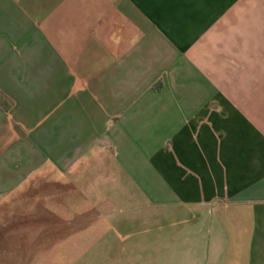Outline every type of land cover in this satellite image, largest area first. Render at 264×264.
Listing matches in <instances>:
<instances>
[{
    "label": "crops",
    "instance_id": "crops-1",
    "mask_svg": "<svg viewBox=\"0 0 264 264\" xmlns=\"http://www.w3.org/2000/svg\"><path fill=\"white\" fill-rule=\"evenodd\" d=\"M42 179L264 264V0H0V202Z\"/></svg>",
    "mask_w": 264,
    "mask_h": 264
},
{
    "label": "rangeland",
    "instance_id": "rangeland-1",
    "mask_svg": "<svg viewBox=\"0 0 264 264\" xmlns=\"http://www.w3.org/2000/svg\"><path fill=\"white\" fill-rule=\"evenodd\" d=\"M68 182L32 181L0 202V264H187V255L195 252L181 241L146 242L143 207L102 204L105 217H82L74 208L82 196ZM134 214L141 217L137 227L110 225L113 217ZM202 247L203 264L207 239Z\"/></svg>",
    "mask_w": 264,
    "mask_h": 264
}]
</instances>
